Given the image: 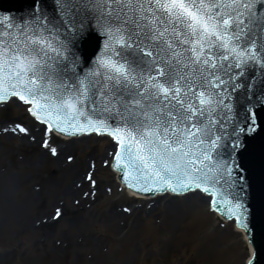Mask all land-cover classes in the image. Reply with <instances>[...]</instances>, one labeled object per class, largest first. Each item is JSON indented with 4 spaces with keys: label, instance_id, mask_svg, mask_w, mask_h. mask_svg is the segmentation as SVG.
Wrapping results in <instances>:
<instances>
[{
    "label": "snow or ice",
    "instance_id": "obj_1",
    "mask_svg": "<svg viewBox=\"0 0 264 264\" xmlns=\"http://www.w3.org/2000/svg\"><path fill=\"white\" fill-rule=\"evenodd\" d=\"M12 103L52 155L59 137L107 134L104 163L127 186L208 194L245 230L256 264L264 236L247 219V165L264 133V0H27L21 15L0 10V104Z\"/></svg>",
    "mask_w": 264,
    "mask_h": 264
},
{
    "label": "rangeland",
    "instance_id": "obj_2",
    "mask_svg": "<svg viewBox=\"0 0 264 264\" xmlns=\"http://www.w3.org/2000/svg\"><path fill=\"white\" fill-rule=\"evenodd\" d=\"M12 109L10 106L8 113L0 109V123L16 120ZM96 145L105 150L104 141L94 138L78 147L76 164L101 160L103 152H96ZM37 153L39 149L21 146L18 141H0V164L7 168L12 164L19 169L20 164L38 158ZM52 162L47 157L38 165L36 176L25 174L27 180L18 183L15 178L11 196L0 199V264H243L247 257L241 235L229 225L216 224L206 203H193L175 215L158 207L141 219L132 216L111 223L113 216L106 214L107 208L112 205L121 211L128 198L113 186L110 194L103 190L94 202L62 199L68 180ZM13 173L19 177L18 172ZM93 175L98 188L104 184L102 179L112 178L101 167ZM56 202L63 203L64 215L52 225L37 228L35 222L44 214L51 217ZM134 219L137 222L131 224Z\"/></svg>",
    "mask_w": 264,
    "mask_h": 264
},
{
    "label": "bare ground",
    "instance_id": "obj_3",
    "mask_svg": "<svg viewBox=\"0 0 264 264\" xmlns=\"http://www.w3.org/2000/svg\"><path fill=\"white\" fill-rule=\"evenodd\" d=\"M3 126L0 125V141L5 138L8 139L9 141H18L21 146L24 145H29L32 147H38L40 144H37L38 138L43 136L42 132L36 127L35 124H29V128L31 129V135L25 133V135H21L18 133H13L12 131H8L9 134L1 135V132H3ZM34 137V138H33ZM66 139V138H65ZM88 138L83 137V139H78V138H72L68 142H64L62 144H59L58 147V153L56 157H54V161H56V165L58 166V170L62 171L64 173V176L67 177L68 179V184L65 190L61 194V198H70L74 197V199H81L80 193L83 192L84 190V185L85 181L81 180L80 174L83 172H90L92 171L91 168H89V164L83 163V166L81 165H76L72 160L69 161L67 159L68 156H73V151L75 150L76 147H79L83 144L84 141H86ZM2 142V141H1ZM72 151V152H70ZM107 151L109 152L108 148ZM105 152L103 157H107V153ZM48 153L47 150L45 149L44 151L40 152L38 155V158L30 160V162H25L23 164H20V168H14L12 164H10V168H7L5 165L0 164V199L1 200H6L9 196L12 194V185L14 184L13 180L15 178H18L19 182L27 180V177L25 176L26 173H29L31 175L36 176L37 173L39 172V164H44V161L46 159V154ZM46 154V155H45ZM63 158V159H62ZM94 164H95V159H92ZM28 164V165H27ZM89 168V170H88ZM14 171L19 173V177H16L14 175ZM32 176V179L34 178ZM110 184V183H109ZM109 184H103L99 191L100 194L102 193L103 190H107L108 188L112 187ZM100 185V184H99ZM112 185V184H111ZM110 194V192H108ZM103 194V193H102ZM52 198V197H51ZM83 198L86 199H92L94 200L95 197L91 195L90 190H85L83 192ZM206 197L198 194L197 192L190 193L188 196H181V197H164L160 198L158 201V205L163 204L170 213H175L180 207H188L189 204L199 203L200 205H203L205 202ZM7 202L11 203L10 200H7ZM57 206L59 202H56ZM61 208L60 210L62 211V206L59 205ZM152 211V207H146L145 204H138L137 207H134L133 209H128L127 211H116L112 205H110L107 208V215L113 216V219H110L111 223H116V220L122 219V221L130 220L133 218H139L142 217L144 214H150ZM109 213V214H108ZM106 215V216H107ZM170 215V214H169ZM133 216V218H131ZM41 223L37 224L36 226L39 227H47L46 224H48V217L44 216L41 217ZM137 221L135 219L131 222V224H135ZM36 223V222H35ZM34 226V225H32ZM237 233L241 234L244 236V233L236 229ZM245 240V236L243 238ZM248 246V245H247ZM250 247V246H249ZM251 247L249 248L250 252ZM0 261H2V256L0 255Z\"/></svg>",
    "mask_w": 264,
    "mask_h": 264
},
{
    "label": "water",
    "instance_id": "obj_4",
    "mask_svg": "<svg viewBox=\"0 0 264 264\" xmlns=\"http://www.w3.org/2000/svg\"><path fill=\"white\" fill-rule=\"evenodd\" d=\"M78 139H83V137ZM111 145L112 144H109L108 147L109 151L111 149ZM255 153H256L255 157L259 158L258 159L259 165L254 167L252 170H249V172L252 173V176L250 180H248L249 183L248 201L252 202L253 210L256 214L258 226H260L264 232V137L262 135H260L256 140ZM257 173L259 174L255 176ZM183 196H188V195H183ZM251 220L254 221L255 218H252ZM256 264H264V245L262 246L259 255L257 256Z\"/></svg>",
    "mask_w": 264,
    "mask_h": 264
}]
</instances>
